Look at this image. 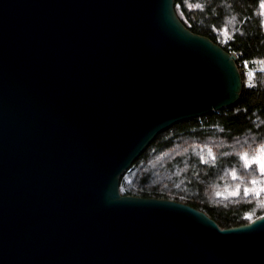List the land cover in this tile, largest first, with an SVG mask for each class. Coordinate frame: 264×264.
I'll list each match as a JSON object with an SVG mask.
<instances>
[{
  "label": "water",
  "instance_id": "water-1",
  "mask_svg": "<svg viewBox=\"0 0 264 264\" xmlns=\"http://www.w3.org/2000/svg\"><path fill=\"white\" fill-rule=\"evenodd\" d=\"M237 59L175 0H0V264H264V214L120 191L159 133L239 101Z\"/></svg>",
  "mask_w": 264,
  "mask_h": 264
},
{
  "label": "trees",
  "instance_id": "trees-1",
  "mask_svg": "<svg viewBox=\"0 0 264 264\" xmlns=\"http://www.w3.org/2000/svg\"><path fill=\"white\" fill-rule=\"evenodd\" d=\"M261 3L175 0L176 12L189 29L238 55L243 89L235 105L159 133L121 175L122 194L181 201L205 211L222 227L264 214V192L257 196L244 191L258 188L264 176L257 165L246 167L240 156H255L264 144V69L258 66L264 60Z\"/></svg>",
  "mask_w": 264,
  "mask_h": 264
},
{
  "label": "snow or ice",
  "instance_id": "snow-or-ice-1",
  "mask_svg": "<svg viewBox=\"0 0 264 264\" xmlns=\"http://www.w3.org/2000/svg\"><path fill=\"white\" fill-rule=\"evenodd\" d=\"M261 7L264 8V0H262ZM241 159L245 161V166L251 168L253 164L257 165L259 173L264 176V144L258 145V154L255 156H250L249 153L244 152L240 154ZM235 175V173H233ZM252 184H257L256 180H252ZM245 192L252 193L259 196L261 192H264V184H261L258 188H245ZM234 195L239 194V190L233 193Z\"/></svg>",
  "mask_w": 264,
  "mask_h": 264
},
{
  "label": "rangeland",
  "instance_id": "rangeland-1",
  "mask_svg": "<svg viewBox=\"0 0 264 264\" xmlns=\"http://www.w3.org/2000/svg\"><path fill=\"white\" fill-rule=\"evenodd\" d=\"M263 16H264V8H263ZM259 68L264 69V60L258 63ZM261 184H264V177L261 182Z\"/></svg>",
  "mask_w": 264,
  "mask_h": 264
},
{
  "label": "built area",
  "instance_id": "built-area-1",
  "mask_svg": "<svg viewBox=\"0 0 264 264\" xmlns=\"http://www.w3.org/2000/svg\"><path fill=\"white\" fill-rule=\"evenodd\" d=\"M236 54V53H235ZM237 55V54H236ZM238 56V55H237Z\"/></svg>",
  "mask_w": 264,
  "mask_h": 264
}]
</instances>
